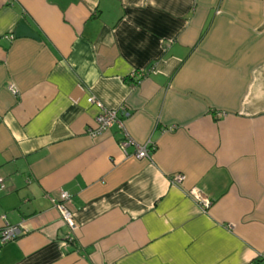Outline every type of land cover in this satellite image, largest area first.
<instances>
[{
	"label": "crops",
	"instance_id": "crops-1",
	"mask_svg": "<svg viewBox=\"0 0 264 264\" xmlns=\"http://www.w3.org/2000/svg\"><path fill=\"white\" fill-rule=\"evenodd\" d=\"M0 177V264H264V0H0Z\"/></svg>",
	"mask_w": 264,
	"mask_h": 264
},
{
	"label": "built area",
	"instance_id": "built-area-1",
	"mask_svg": "<svg viewBox=\"0 0 264 264\" xmlns=\"http://www.w3.org/2000/svg\"><path fill=\"white\" fill-rule=\"evenodd\" d=\"M6 37L9 39L11 38V36ZM134 76L135 72H132L129 77L133 78ZM87 101L90 103H96L100 108L99 113L94 118V127L87 129L89 136H96L101 132L108 130L114 124L121 125L120 116L128 115V111L123 105L119 106V108H106L92 97H89ZM117 145L124 156H132L137 159L145 158L150 160L152 152L155 149L151 142L148 141L143 144H139L127 134H124L123 138L118 141ZM128 147H133V151L131 153L127 152ZM183 178V174H176L171 178V183L180 184ZM3 186V178L0 177V189L3 188ZM187 193L198 203L202 210L205 211L211 205V200L197 188H190ZM69 199L70 194L64 190H60L57 197L50 198L52 205L59 212L62 221L66 223L70 230H74L76 228V224L73 220L72 212H70L66 206V202ZM21 233L22 227L20 225H12L8 223L4 224V226L0 228V246L16 239ZM69 241L70 239L66 241V244Z\"/></svg>",
	"mask_w": 264,
	"mask_h": 264
},
{
	"label": "trees",
	"instance_id": "trees-1",
	"mask_svg": "<svg viewBox=\"0 0 264 264\" xmlns=\"http://www.w3.org/2000/svg\"><path fill=\"white\" fill-rule=\"evenodd\" d=\"M130 78V77H129Z\"/></svg>",
	"mask_w": 264,
	"mask_h": 264
}]
</instances>
